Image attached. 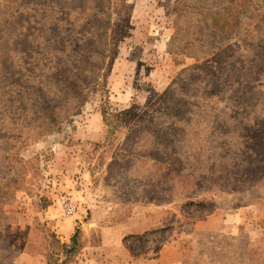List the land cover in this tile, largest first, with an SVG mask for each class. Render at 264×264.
I'll list each match as a JSON object with an SVG mask.
<instances>
[{"label": "rangeland", "instance_id": "rangeland-1", "mask_svg": "<svg viewBox=\"0 0 264 264\" xmlns=\"http://www.w3.org/2000/svg\"><path fill=\"white\" fill-rule=\"evenodd\" d=\"M98 2L0 0V245L5 246L0 264H47L43 255L29 252L40 240L39 232L33 240V223L38 218L53 226L45 211L59 201L65 215L66 197L76 202L70 217L80 211L75 225L82 228L89 220L109 225L136 208L164 207L159 229L128 238L134 251L146 255L168 241L185 253L183 264L217 243L226 245L220 258H229L231 250L248 251L264 238V205L255 196L214 190L210 201L196 203L154 192L177 181L179 171H218L228 157L223 141L237 143L231 125L244 114L238 109L264 113V89L258 85L248 88L259 96L249 102L237 100L226 81L220 84L227 70L246 65V51L256 50L251 44L261 33L254 25L264 0H253L241 12L242 26L229 39L242 44L237 57L213 71L195 55L213 56L226 37L213 34L205 21L185 17L189 0ZM58 70L82 85L95 79L96 86L74 97L54 75ZM131 104L132 128L95 168L101 151L96 143L105 136L101 108L119 111ZM126 178L132 179L129 185ZM145 180L148 192L140 196L149 202L132 205L134 190ZM41 196L50 202L44 208ZM211 212L213 223L223 226L199 228L197 220Z\"/></svg>", "mask_w": 264, "mask_h": 264}, {"label": "trees", "instance_id": "trees-1", "mask_svg": "<svg viewBox=\"0 0 264 264\" xmlns=\"http://www.w3.org/2000/svg\"><path fill=\"white\" fill-rule=\"evenodd\" d=\"M49 1L52 3L56 2V0ZM96 1H99L96 4L97 6L100 5L101 1L104 5L109 4V0ZM252 1L253 0H189L188 12L185 13L184 16L189 17V19L196 18L199 21H205L212 26L211 32H213V34H221L226 37V43L213 50V56L204 58L195 55L199 59L201 66L207 67L213 71L217 68H223L221 65L223 63L224 66L233 63V61H228V59L230 57H237L236 51L242 44L238 41H229V39H231V35L242 26L241 12L244 11ZM75 8L77 9L79 7L75 6ZM103 8L106 10V13L109 14V7H107V9L105 7ZM259 9L260 15L254 27L261 34L255 40V44H251L252 47H256V50H254L251 55L245 50L247 53V55H244L246 57V65L242 66V68L238 67L240 69L238 72L227 70V76L224 77L225 80L222 79L220 81V84L226 81L227 83L224 85L227 84V88L233 87V93L236 94L237 100L245 97L246 99L248 98L249 102L251 100L257 101L259 96H255L248 88L258 85L260 90L264 89V3H261ZM224 14H227V16H224ZM197 39L205 42L202 36L197 37ZM243 45L248 46L250 44L245 42ZM54 75L57 76V79L64 80V84L67 85V89H70L69 92L72 93L74 97L89 90L90 87L95 88L96 86L95 79H88V84H91V86L82 85L76 80L69 79L65 70L55 71ZM133 109L134 106L132 104L128 108L119 111H110L106 107L101 108L105 136L103 141L96 143L97 147L101 148V151L99 153L100 158L93 164L95 168L102 163L104 153L112 149L115 150L122 138L128 133L129 129L132 128V121H134ZM175 110L174 112H180L177 109ZM256 112L257 113H251L249 109L246 110V108L238 109V114H244L240 115L235 125H231V127L237 128V133L235 135L237 143H231L230 139H228L230 137H227V139L223 141L222 146H225L224 149L228 157L225 160V165L218 171L214 173H205L206 171H203L199 174L179 171L177 172L179 177L177 181L169 182L170 184L167 183L166 185L160 184V186L155 189L158 192L154 193L161 196H170L166 197V200H173L171 196H178L180 199L203 203V200L208 197L210 191H238L239 193H247L251 196L246 199H251L255 196L254 202L264 205V159H257L259 156L264 155V113L258 110H256ZM51 115L53 116V114ZM40 133L41 131L38 132L37 135ZM230 155H233V157ZM20 157L30 163V157L26 155ZM113 157L112 155L111 159ZM125 161H127V159H125ZM28 168L30 169V167ZM32 168L35 170L37 169L36 167ZM133 171L134 168L133 170L131 169L132 175ZM94 174L95 171L92 169L91 175L93 177ZM250 175L252 178L257 177L255 179L256 181L250 179ZM126 181H129V185L132 179L129 180L126 178L124 182L126 183ZM138 181H143V178H138ZM255 182L258 187L252 188ZM122 185H124V183H122ZM133 185H135V182ZM141 185L140 189L134 190L136 193L134 204L132 205L137 203L146 204L149 202L148 199H144L140 196L141 192H148L146 180ZM256 188L259 189L261 196L256 195ZM142 194L146 195V193ZM207 200H209V198H207ZM161 201L163 202V200ZM49 204L50 202H48L45 197L41 196V207L44 208ZM122 218L123 216L117 220ZM37 232H39L40 240L39 242L33 241V249L29 252L33 255H43L47 264H72L77 262L81 257L83 248L99 240L96 230L91 229L89 233H85L81 225L76 224L70 235L69 241H63L52 225L46 221L42 222L38 218H35L33 223V240L38 237ZM263 246L264 238H260L252 244L248 251L237 249L233 253L231 250L229 258L226 256L220 258V252L224 250L226 245L217 243L214 246H210V251L204 253V255L199 254L197 256V261L191 264H264ZM28 248H30V246ZM3 250H5V246L0 245V255H3ZM143 252L134 251L133 253L142 255L140 253ZM143 254L146 255L145 253Z\"/></svg>", "mask_w": 264, "mask_h": 264}, {"label": "crops", "instance_id": "crops-1", "mask_svg": "<svg viewBox=\"0 0 264 264\" xmlns=\"http://www.w3.org/2000/svg\"><path fill=\"white\" fill-rule=\"evenodd\" d=\"M60 209L58 201L51 203L45 212L50 213L49 218L55 221L53 227L60 239L69 241L75 222H81L80 219H77L81 213L79 211L75 217H66L60 212ZM214 214V212L209 213L206 219L197 220L195 224L199 228L204 224L208 227L209 223H211V227H222L223 223H221L222 226L213 223L216 221ZM259 214L262 215V212ZM164 215V207L147 206L146 208H136L127 217L109 225H101L94 220H89L83 225V230L85 233H89L91 229L96 230L99 240L85 246L79 260L72 264H183L185 253L173 241L161 244L158 251L150 255L133 253L134 250L127 243L130 236L147 234L159 229Z\"/></svg>", "mask_w": 264, "mask_h": 264}, {"label": "built area", "instance_id": "built-area-1", "mask_svg": "<svg viewBox=\"0 0 264 264\" xmlns=\"http://www.w3.org/2000/svg\"><path fill=\"white\" fill-rule=\"evenodd\" d=\"M61 206L66 216H72L75 214L77 207L76 202L70 197L63 198L61 201Z\"/></svg>", "mask_w": 264, "mask_h": 264}]
</instances>
